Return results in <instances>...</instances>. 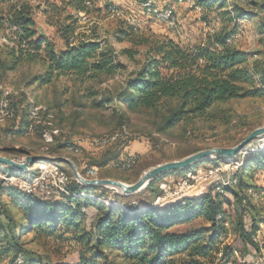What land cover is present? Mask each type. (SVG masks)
Segmentation results:
<instances>
[{
	"label": "trees",
	"instance_id": "1",
	"mask_svg": "<svg viewBox=\"0 0 264 264\" xmlns=\"http://www.w3.org/2000/svg\"><path fill=\"white\" fill-rule=\"evenodd\" d=\"M30 1L14 2L12 10L0 16V27L12 31L9 38L13 36L12 41H16L15 46L0 50V77H5L8 71L27 60L39 61L43 67V71L31 76L30 84L46 85L65 74L96 83L88 88L86 97L89 107L97 112L95 116L102 124L111 128L107 133H122L124 129L127 132L120 139L118 135L119 140L112 146L91 148L102 152L97 159L88 162L90 166H98L99 173L104 165L109 166V163L119 159L124 149L133 150L131 142L145 141L151 144L148 153L142 155L136 152L138 158L130 168L121 170L111 167L119 169L122 174H109L118 180L135 182L143 171L152 166L181 159L203 149L189 146L188 141L183 147L169 149L162 138L164 134L178 125L223 119L227 114H222V109H219L221 104L264 95V73L257 72V61L253 60L251 53L234 44L239 21L253 19L255 14L237 4H229V0H195L201 10L216 11L220 23L219 30L199 44H183L169 36L140 35L136 27L125 21H120L115 30L105 36L96 30L78 36L79 13L91 14L95 7V3L91 4L93 0H44L41 11L48 17L50 25L56 28L63 43L60 48L52 38L37 29L35 13L40 6ZM141 1L144 4L148 0ZM253 5L259 7V11L264 10L263 3L252 2ZM111 6L109 12L113 13L116 8ZM123 41L130 42L132 47L118 49L116 44ZM138 45L144 46L146 59L139 68L130 69L121 56L133 58L139 52L133 46ZM27 46L29 50H24ZM41 50L43 55L35 54ZM23 94L10 95L9 109L13 116L0 123L17 118L14 99L23 98ZM25 100L22 107H25ZM25 108L28 110L29 106ZM54 114L53 120H57ZM28 117L27 111L26 134H33L35 130L39 132V127L28 132ZM133 122L136 124L130 129L129 125ZM18 129L14 128V131H22ZM246 137L233 144L237 145ZM64 139H68L64 134L60 137L56 135L51 147L67 149L69 143ZM246 147L237 156L216 159L214 164L203 169H198V163L190 169L163 175L158 180L176 172L183 173L181 180H191L200 172H219L218 179L208 181L212 182L208 192L198 195L187 192L158 203L156 199L127 203L119 200L126 197L119 194H115V200L106 201L101 198L108 196L95 192L105 187H85L74 179L70 182V176L73 177L70 170L68 182L58 192L60 196L38 194L19 183H31L38 170L32 175L29 168L21 172L24 175H18L15 169L3 166L0 175L5 174L8 180L0 177V259L11 253L15 264H19V256L23 258L21 264H238L237 248L227 241L232 232L242 244H251L261 252L264 264V235L260 240L264 216L258 219L255 213L260 205L255 199L264 194V187L253 186L245 176L248 171L264 170V146H258L241 157ZM0 150L4 152L8 149L1 145ZM30 154L22 150L21 159ZM144 158L147 160L140 171L133 175L124 174ZM219 162L223 165H218ZM63 166L66 167L65 164ZM190 172L194 174L190 175ZM155 182L147 187L154 193L157 189L154 188ZM4 186L10 192L9 202L3 199ZM232 212L233 219L230 218ZM198 217L205 218L210 228L176 231V226L188 224ZM61 224L73 230V239L79 245V257L75 263L49 262L27 251L22 240L27 232L55 233Z\"/></svg>",
	"mask_w": 264,
	"mask_h": 264
},
{
	"label": "rangeland",
	"instance_id": "2",
	"mask_svg": "<svg viewBox=\"0 0 264 264\" xmlns=\"http://www.w3.org/2000/svg\"><path fill=\"white\" fill-rule=\"evenodd\" d=\"M20 1L21 0H14L16 3ZM152 1L156 5L155 8L157 11L175 8V16L177 19L176 27L169 26L166 22L155 18L158 17L155 13H147L145 11L143 1L141 0H93L91 1V4L95 3L93 12L88 16L82 13L79 14L81 20L78 23L80 26L77 30L78 36H80L83 32L89 33L91 30L98 31L101 36H105L107 33L111 34L119 25L120 21H125L132 24L134 27H136V31L140 35L143 34L145 36L151 37L169 36L183 44H199L201 41H205L206 39L210 38V36H212L215 31L219 30L220 23L218 21L217 12L212 11L210 13L204 9L201 10L200 6L198 8L199 10H197L198 5L196 4L195 0H193V2L185 0H178L179 2L176 0ZM14 2L11 0H0V16L7 15L12 10V6L15 4ZM252 2L264 4V0H229V4H237L240 7L245 8L251 13L255 14L253 19L239 21V30L234 37V44L238 48L253 55V60H255V62L257 61L256 63H258L256 67L258 70L257 72L263 74L264 10L259 11V7L254 5L252 6ZM33 3L40 6V9L37 10V13L35 14L37 29L46 36L52 38L58 48L62 47L63 43L58 38L56 28L50 25V23L47 21L48 17H46L41 11L42 7H44V0H33ZM109 5H113L111 7L116 8V10L114 9L113 13L109 12ZM98 10L101 11L98 13ZM72 12H74V10H72ZM74 14L76 13L74 12ZM14 30L17 29L14 28ZM11 35L12 33H10L9 30H4V28L0 27V50L16 45V41H12L15 37L12 36L10 37L11 39L9 38ZM116 47L118 49L132 47V44L128 41H123L121 43H117ZM30 48L32 49V47ZM133 48L139 50V52L136 53L133 58H128L126 55L121 56V60L124 61L130 69L139 68L146 59L144 46L138 45L137 47L133 46ZM23 49L29 50L28 46L24 47ZM25 54H27V52L24 53V55ZM35 54L43 55V51L41 50L39 53L35 52ZM40 71H43V67L39 61L28 62L26 60L15 66L14 70L8 71L5 77H0V99L5 94H7L11 102V94L18 95L20 93H24L23 98L14 99V104L18 111L17 118L11 121L8 119L4 123H0V144L2 145V148L4 147L8 149L6 152H1V149L0 154L15 159H21L22 156L20 155L22 150H26L31 152L30 155L33 156H64L76 162L77 167L83 176L86 178H97L96 175L92 173V167L88 168V162L94 161L97 159L98 155L102 153L100 150H96L98 153L93 151V149L98 148L92 147L93 149H91L85 146V149L82 152V145L77 140H68L69 145L66 147L67 149L51 147L56 141V135L60 137L62 134H64L68 139H74V137L86 139L93 135L101 136L108 134L107 132L111 130V128H109L106 124H102L97 119L95 116L97 112L89 107V100L86 97L88 88L91 84H97L90 83L88 81H81L74 78L71 74L61 75L46 85L39 86L37 84H30L29 79L31 76ZM24 100L26 101L24 104L25 107L28 105L30 108L32 102H35L37 104H45L50 106L53 112L56 113L57 120L52 119L49 121V127L51 130H58V133L53 134L54 142L52 141L46 143L44 141L42 134L44 130L43 125L39 126V128L37 127L40 133L36 132L35 130L33 134H26L24 130L27 124V111L29 116V108L27 110L25 107L21 106ZM219 109H222V114H227L223 119L216 118L215 121L205 122L199 120L189 126L178 125V127L175 129L164 134L162 138L168 143L167 147L174 150L177 147H183L185 141H188L189 146H197L203 149L219 146L232 147L236 145L233 143L250 134V132L253 131V128L264 125V95L258 98L247 97L232 100L221 104ZM135 124L136 123L133 122L129 125V128L132 129ZM15 127L22 131H14ZM40 127L42 128V131ZM184 129L187 130L186 136L184 135ZM28 132L30 133L31 130H28ZM126 133L127 132L124 129L122 133L115 132L113 134L120 135V139ZM145 143L148 144L147 142ZM46 146L48 149L43 150V148ZM150 146L151 144L149 147ZM258 146L259 148L260 146H264V138H260L252 145L246 147V152L242 153L241 157L246 156L248 152L253 151ZM54 148L57 149L52 153L51 151H53ZM121 157H123V155ZM146 160L147 159L145 158L140 159L137 165L131 169V171L124 174L127 176L129 174L133 175L137 173L144 166ZM41 163L46 164V166L49 165L48 167L56 164L68 173L69 170L72 171L71 167L63 162L62 163L65 164L66 167H64L63 164H58L56 161L40 160L30 167L32 169V175L36 173ZM214 163L215 160L212 159L202 161L198 165V169H203L204 167ZM218 165H223V162H219ZM3 166L4 165H2L0 168L3 169ZM107 166L104 165V167L100 169L101 173H99V167L96 166L98 169L97 172L99 173L98 178L105 174H112L114 176L122 174V172L118 171L119 169L115 170ZM192 172L189 174H194ZM202 173L205 172H200L199 174ZM17 174L24 175V173L21 172H18ZM182 176L183 173L179 172L168 175L167 177L165 176L163 179L155 182L154 188H157L158 191H160V184L162 182H167V184H169L171 180H181ZM245 176L253 186H258L260 189L264 187V170L248 171ZM70 178V182L72 179L76 180L74 176H70ZM124 182L132 183L128 181ZM16 183L11 182L9 184ZM211 187L212 182L203 183L193 191L192 195H198L202 192L206 193ZM105 188L99 189L98 192L108 196V198L101 199H105L109 202L110 200H115V194L118 193L113 192L109 188ZM157 189L155 190L156 192ZM4 191L5 195L3 196V199L9 202L10 197L8 194L10 192L5 186ZM36 192H38V194L41 193L39 191ZM156 192L154 193V191L152 192V190L146 188L139 193L126 196L125 198L119 200L132 204L135 202H152L155 197L154 194H157ZM111 193L114 197L110 196ZM255 201L260 204L255 213L257 214V218L261 219L264 216V194L262 196H258V199H255ZM10 206L13 205L11 204ZM233 217L234 212H232L230 215L231 219H233ZM245 220L246 222L248 221L247 216L245 217ZM203 228H210V223L205 218L198 217L188 224L176 226V231L188 232L194 229ZM73 234V230L68 229L61 224L58 226L55 233H49L48 231L33 233L30 231L27 232L22 240L25 242V248L27 251L30 252L34 257H41L46 261L54 263L60 261L75 263L79 257V245L73 239ZM260 234L261 240L264 234ZM236 236L237 235L235 233L230 232L227 241L237 248L236 257L238 264H244L245 262L246 264H262V253L258 252L253 246H251V244H242L236 239ZM255 239L257 240V238ZM22 262L23 258L22 256H19L17 263L21 264ZM0 264H15L12 254L8 253L2 259H0Z\"/></svg>",
	"mask_w": 264,
	"mask_h": 264
},
{
	"label": "water",
	"instance_id": "3",
	"mask_svg": "<svg viewBox=\"0 0 264 264\" xmlns=\"http://www.w3.org/2000/svg\"><path fill=\"white\" fill-rule=\"evenodd\" d=\"M263 137L264 125L254 129L252 132H250V134L247 135L244 140H242L235 146H219L209 149H203L181 159L159 163L143 171L138 180L132 183H127L114 178H86L80 173L74 161L64 156L46 157L27 155L23 160H18L0 154V165L11 167L17 172H23L28 170L29 167L33 166L37 161L41 159H50L53 161L63 162L71 167L74 178L83 186L106 187L111 189L115 193L121 194L123 196H130L141 192L143 189H146L149 184L157 181L168 172L190 169L194 164H198L205 160L226 159L237 156L251 142Z\"/></svg>",
	"mask_w": 264,
	"mask_h": 264
},
{
	"label": "bare ground",
	"instance_id": "4",
	"mask_svg": "<svg viewBox=\"0 0 264 264\" xmlns=\"http://www.w3.org/2000/svg\"><path fill=\"white\" fill-rule=\"evenodd\" d=\"M143 5L145 7V10H147L148 12L155 13L158 17H162V13H167L168 12V9L157 11V9L155 8L156 5L154 4V2L152 0H148ZM167 24L169 26L175 27V18H167ZM54 115H55L54 112L52 110L50 111L48 109L47 105H45V104H37L35 102H32V104L30 105L29 117H28L29 121H30L29 129L30 130L33 129L34 120H36L35 121V127H39V126L43 125L44 130H43L42 134H43L44 141L46 143H49V142H52V141L54 142L53 134L58 133V130H51V128L49 127V124H50L49 121H51L54 118ZM12 116H13V113L9 109L8 96H7V94H5L0 99V122H3L6 118H9V117H12ZM38 117H41V118H38ZM80 139H84V138H80ZM86 139H89V141H98V144H93L92 147L98 148V149H102L105 146L114 143L118 139V134H110V133H108V134H104V135L99 136V137L89 136ZM50 144H52V143H50ZM0 148H1V145H0ZM47 149H48L47 146L43 148V150H47ZM47 160H50V159H47ZM122 160H123V157H120L119 159L109 163V166L111 165L110 167L119 168L121 170H126V169H128V168H130L132 166V165H117V161H122ZM212 160H216V159H212ZM51 161H53V160H51ZM133 163H134V161H133ZM48 166H46V164H44V163L43 164L41 163L39 165L38 172H37V174H35L34 179L32 180L31 183L27 182V181H22V182H19V183L22 184L21 186L23 188L30 189L29 187H26V186H35L37 183H40L42 181V179H43V175L46 174V171H50L51 187H55L56 191L59 192V190H62L64 188L65 184L68 182L69 176L67 175L66 171H64L63 169H61L57 165H54V166H51V167H48ZM53 168H54V170H52ZM91 170H92V173L95 174L96 177L98 178L97 168L96 167H92ZM214 172H217V170L214 171ZM205 173H202V174H199V175H203ZM0 177L2 179L8 180V177L5 176V174L4 175H0ZM61 177H63V178L61 179ZM163 184H167V182H162L160 184V190H161V187H162ZM185 193H187V192H183V193H180L178 195H174V196H172L173 198H169V199L171 200V199L177 198L178 196L183 195ZM161 201L162 200H157L156 199L157 203L161 202Z\"/></svg>",
	"mask_w": 264,
	"mask_h": 264
},
{
	"label": "built area",
	"instance_id": "5",
	"mask_svg": "<svg viewBox=\"0 0 264 264\" xmlns=\"http://www.w3.org/2000/svg\"><path fill=\"white\" fill-rule=\"evenodd\" d=\"M197 10H199L198 6H197ZM145 11L147 13H153V12H148L147 10ZM175 14H176L175 8L168 9L167 13H162V17H155V18L162 20L166 23H167V18H175V27H176L177 19H176ZM9 32L11 33L12 31L9 30ZM38 118H41V117H38ZM35 121L36 120H34L33 122V129H35ZM66 140H77L82 145V151H84L85 146H87L88 148H92L93 144H98V141H89V139H79L78 137H74V139H65L64 141ZM112 145L113 143L111 144V146ZM122 153H123V160L117 161V165H132L133 161L137 160L138 154H136V152L133 150L124 149ZM90 167H95V165L90 166L88 164V168ZM52 170H54V168ZM67 175H69L68 172H67ZM62 178L63 177H61V179ZM218 178H219V172H214L213 170H210V171H207L203 175H197L194 179H191V180H171L169 184L162 185L161 191H157V194L155 195L154 199L168 201L169 198H171L172 196L178 195L183 192L193 193V191L196 190V188H198L201 184L208 183V181H211L212 179H218ZM13 183H16V182H13ZM16 184H19V183H16ZM26 187H29L30 189L35 190V191H39L44 195H58L56 188L51 187L50 171H46V174L43 175V179L40 183H37L35 186H26Z\"/></svg>",
	"mask_w": 264,
	"mask_h": 264
},
{
	"label": "crops",
	"instance_id": "6",
	"mask_svg": "<svg viewBox=\"0 0 264 264\" xmlns=\"http://www.w3.org/2000/svg\"><path fill=\"white\" fill-rule=\"evenodd\" d=\"M176 1H178V0H176ZM190 1V0H189ZM31 3L33 2V0H31L30 1ZM179 2V1H178ZM12 6V5H11ZM72 11V10H71ZM37 13V12H36ZM35 13V14H36ZM81 13V12H80ZM79 13V14H80ZM81 18V17H80ZM17 127H15V129H16ZM130 148L131 149H133V150H135V151H138L140 154H145V153H147L149 150H150V147H149V144H146L145 142H141V141H133V142H131L130 143ZM6 152V151H5ZM100 177H102V178H113V177H110V175L109 174H105V175H103V176H100ZM99 191V189H97L95 192H98ZM110 196L111 197H114L113 196V194L111 193L110 194ZM109 196V197H110ZM110 197V198H111ZM263 234H264V230H263V232H262Z\"/></svg>",
	"mask_w": 264,
	"mask_h": 264
}]
</instances>
